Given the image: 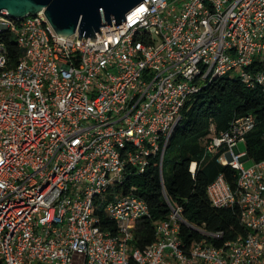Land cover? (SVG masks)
Returning <instances> with one entry per match:
<instances>
[{"label":"built area","instance_id":"built-area-1","mask_svg":"<svg viewBox=\"0 0 264 264\" xmlns=\"http://www.w3.org/2000/svg\"><path fill=\"white\" fill-rule=\"evenodd\" d=\"M0 31L22 50L12 65L0 43V264H264V160L247 168L239 148L254 114L221 133L213 126L206 143L238 172L234 186L213 181L209 197L237 206L245 233L225 240L191 225L220 244L189 248L183 207L168 199L156 240L141 248L136 230L150 206L135 185L115 190L156 154L163 179L183 109L214 78L236 71L264 88V0H144L95 41L60 37L44 11L4 10ZM100 209L115 231L100 225Z\"/></svg>","mask_w":264,"mask_h":264},{"label":"trees","instance_id":"trees-1","mask_svg":"<svg viewBox=\"0 0 264 264\" xmlns=\"http://www.w3.org/2000/svg\"><path fill=\"white\" fill-rule=\"evenodd\" d=\"M0 43L6 45L11 64H16L22 56L16 37L9 31H0ZM182 114L183 119L165 152L163 179L159 154H156L146 172L129 176L115 189L116 193L128 194L135 185L136 193L150 206L151 217L140 222L136 230L135 244L141 248L156 240V224L166 219L171 210L168 199L175 206L183 207V216L189 224H182L181 236L189 248L202 239L220 244L193 226L202 227L206 232L224 231L225 240L246 232L237 206L218 208L209 197L208 186L213 181L224 175L234 186L238 172L232 165L220 161L221 153L211 156L205 140L213 126L221 133L235 118L254 114L257 123L246 137V151L255 162L264 160V88L248 87L238 77L218 76L192 96ZM167 158L173 162L170 174L165 172ZM194 162L197 167L193 172ZM98 213L100 225L115 231L116 225L105 215L104 209Z\"/></svg>","mask_w":264,"mask_h":264},{"label":"water","instance_id":"water-1","mask_svg":"<svg viewBox=\"0 0 264 264\" xmlns=\"http://www.w3.org/2000/svg\"><path fill=\"white\" fill-rule=\"evenodd\" d=\"M144 0H0V13L13 18L44 11L60 37L79 31L81 38H92L108 24H120L127 13ZM249 158V156H247Z\"/></svg>","mask_w":264,"mask_h":264},{"label":"rangeland","instance_id":"rangeland-1","mask_svg":"<svg viewBox=\"0 0 264 264\" xmlns=\"http://www.w3.org/2000/svg\"><path fill=\"white\" fill-rule=\"evenodd\" d=\"M238 75V72L236 71H232L230 73V76L231 77H235ZM208 139L205 140V143H207ZM239 148L241 151H246L247 150V145H246V142L245 141H240L239 142ZM211 156L215 155L214 152L210 153ZM255 161L250 159V160H247L244 162V166L245 167H251L252 165H254ZM172 165H173V162L172 160H170L169 158H167L166 162H165V172L167 174H170L171 173V169H172ZM36 264H39L38 262Z\"/></svg>","mask_w":264,"mask_h":264}]
</instances>
